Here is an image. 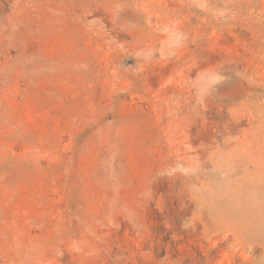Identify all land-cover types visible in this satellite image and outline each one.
<instances>
[{
    "label": "rangeland",
    "instance_id": "1",
    "mask_svg": "<svg viewBox=\"0 0 264 264\" xmlns=\"http://www.w3.org/2000/svg\"><path fill=\"white\" fill-rule=\"evenodd\" d=\"M0 264H264V0H0Z\"/></svg>",
    "mask_w": 264,
    "mask_h": 264
}]
</instances>
